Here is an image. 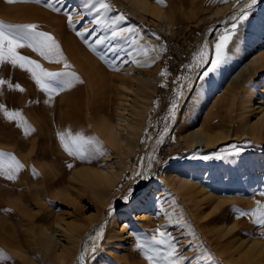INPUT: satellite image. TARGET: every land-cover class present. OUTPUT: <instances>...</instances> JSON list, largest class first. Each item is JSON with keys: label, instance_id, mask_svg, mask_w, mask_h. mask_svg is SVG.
<instances>
[{"label": "rangeland", "instance_id": "1", "mask_svg": "<svg viewBox=\"0 0 264 264\" xmlns=\"http://www.w3.org/2000/svg\"><path fill=\"white\" fill-rule=\"evenodd\" d=\"M241 1L164 0L160 4L157 0H147L146 4L138 6L132 0H104L108 5L102 13L106 20H117L118 28L134 29L141 44L155 47L156 51H150L146 58L143 55L129 57L127 51H132V46L120 39L110 44L96 45L94 52L76 34L77 30L83 31L85 26L95 28V33L86 36L89 44H94L97 35L110 36L111 29H103L92 23L96 13L90 10V6L95 4L99 7V0H48L62 7L60 13L51 11L43 2L8 3L0 0V21L37 24L40 31L50 33L57 40L71 68L65 69L63 62L45 61L28 48L19 50L22 55L38 61L49 71H73L83 81L53 96L46 103L48 95L39 89L30 73L11 65L0 66V78L13 85L18 83L24 89L21 92L9 89L7 83L0 85V103L9 110H19L35 129L30 135H25L15 121L7 120L0 111V152L11 153L24 165L14 180L0 176V225L7 228V236L14 241L13 246L0 244V250L8 257L0 260V264H153L147 260L148 255L155 250L161 253L168 251L165 245L153 240L154 236L160 238L157 229L175 237L173 242H179L178 251L190 258L193 264H233L228 261L225 252L227 242L235 236H232L233 233L243 238L254 236L264 240V227L257 225L251 217L236 218L234 214L236 209H255L258 201L264 204V196L261 195L264 193V140L244 138L235 117L245 83L252 78L255 80L257 91L253 103L257 104V98L263 96L260 88H264V77L251 78L247 73L237 77V74L242 68L240 61H243L238 53L244 52L247 56L261 47L259 44L264 45V39H261L264 35H258L260 30L264 32V17L254 14L250 8L239 10L236 6ZM234 11L237 15L218 24L223 19L227 20ZM242 12L246 14L243 20L240 19ZM68 14L73 16V25L67 22ZM233 24H236L235 29L232 28ZM209 26L214 27L211 38L217 36L212 41L213 45L226 31L234 33L227 47L226 58L210 72L208 69L215 58V51L208 63L200 64L194 58ZM110 45L127 51L117 56L107 51ZM102 55L105 59H101ZM153 58L155 62L148 66L145 61ZM136 60L140 63L137 64ZM137 71H143L148 78H156L141 133L127 156L129 163L122 178L108 192L97 194L94 198L92 190L84 187L81 181H72L70 174L81 164L100 168L118 157L107 147L98 131V114L106 112L113 117L119 92L121 94V79L130 85V76ZM162 71H166L167 75L161 76ZM198 85L204 94L196 107L195 118L189 121L195 123L181 124L179 116L188 105L191 90ZM235 86L238 92L234 93L232 105L228 107L230 116L224 113L227 107L223 100L231 97V89ZM101 103L104 104L101 106ZM173 103L176 105L174 109ZM215 112L216 115L211 116ZM250 119L254 120L255 117L250 116ZM209 121L223 128L225 126V129L230 127L225 141L213 147H190L181 139L180 133H184L185 129L196 122L210 125ZM67 130L95 138L99 144L85 146V159L71 157L57 137V132ZM164 131H167L165 138L158 141L159 147L147 171L151 143ZM232 131L236 136L232 135ZM233 145L239 149L238 155L231 154ZM103 153L109 156L104 158ZM217 154L225 158L216 159ZM204 156L214 157V160L203 159ZM193 159L208 160V165L197 166L191 163ZM182 160L185 163L180 164ZM68 164L73 165L72 169ZM43 171H46V176ZM171 173L192 177L196 186L194 191L183 194L175 189L164 178ZM95 203L99 204V210ZM129 205L137 216L134 218L125 213L118 219V223L126 225L125 230L132 234L126 242V249L118 248L111 242H93L95 227L100 223L107 226L112 220L111 209L116 207V211L123 210ZM144 213L150 214L148 218L138 216ZM60 217L75 222L82 229L92 226L88 230V250L82 262L80 253L64 259H53L35 240L40 225L51 226L50 229L55 230L54 222L60 221ZM95 222L100 223L95 225ZM221 225H233L234 228L230 234L219 239L214 231ZM93 245L95 252L92 251ZM122 256H126V259ZM200 256H211L212 259L197 260ZM155 264L167 262L157 258Z\"/></svg>", "mask_w": 264, "mask_h": 264}, {"label": "bare ground", "instance_id": "2", "mask_svg": "<svg viewBox=\"0 0 264 264\" xmlns=\"http://www.w3.org/2000/svg\"><path fill=\"white\" fill-rule=\"evenodd\" d=\"M51 1L53 2V0H51ZM132 1L135 4H137L138 6L144 5L147 2V0H132ZM250 3H251V0H243L240 3H238L236 7L239 8V10L249 9V8H246V5H248ZM250 9H252L254 14H256L260 17H264V0H257V2ZM151 11L154 12L153 10H151ZM235 15H237L236 11H234L230 16H228L227 20L223 19V21L218 23V24L225 23L226 21H229ZM213 30H214V27L209 26L207 31L205 32L204 37H203L201 43L199 44V46L196 49L195 54H194V58L196 60H197V57L199 55L200 50L203 48L205 43H207V45H208L206 59L208 60L213 55V52L215 50H214V45H213L212 41L217 37V36H215V37L211 38V33ZM255 34H257V33H255ZM258 35L259 36L264 35V32H262L260 30ZM261 39H264V37ZM252 44H254V42H252ZM260 45H261V47L257 48V50H254L252 53L250 52L249 55L246 54L247 56L244 55L245 54L244 52L238 53L239 58L240 59L243 58L242 59L243 61H240L241 62L240 65L242 66V68H241L239 74H237V77H239V75L241 76V74L243 76L244 73L249 74V76L251 78L252 77H259V76L264 77V45L259 44V46ZM243 49H244V47H243ZM76 56H74V57H76ZM79 64H80V62H79ZM84 66H86V65H84ZM83 72H84V70H83ZM137 72L138 73L132 74L130 76V80H131L130 85L124 79H121L122 81L120 83V88H119L121 91V94L119 92V96H118L117 101L115 103L116 107H115L114 115L112 114L113 117H111L110 114L109 115L106 114V112L105 113L101 112V114H98L100 116V117H98L99 118L98 119V131L100 132V134L104 138L105 142L108 144V146L107 145L106 146L110 147L113 150V152L117 153L118 157L115 160H113L111 163L106 162V163H108V164H106L104 162L105 165L104 166L102 165L103 167L101 166L100 168H94V167L89 166L87 164H81L78 167L76 166L72 172L68 171V172H71L70 178L72 181L73 180L81 181L85 185L84 187L90 188L92 190L94 198L96 197L97 194L101 195V193H104L107 190H109L111 187L115 186L118 183V181L122 178L123 173L127 169L128 163H129L127 160V156L132 152L133 148L135 147V145L137 143L138 135L141 133V129H142L144 121H145V117L147 114V110H148V106H149V103L151 100V96H152V93L154 92V82H155L156 78H148L143 71L142 72L137 71ZM91 79H92V77H91ZM231 83H233V82H231ZM188 84H190V83H188ZM202 87H203V85H202ZM107 89H106V91H107ZM231 90H232L231 97H228V98L223 100L224 106L227 107V108H225L226 110L224 113L228 114V115H230V110L228 107H230L232 105L231 102L234 98V93L238 92L236 86L233 87V89H231ZM202 91L203 90L201 89L200 85L194 87V89L191 90L192 96L188 101V105L184 108V111L179 116V119H178L179 123H181V124L186 123V122L189 124L195 123L194 121L192 123H190L189 121H192L195 118L196 107H197L200 99L203 97V94H204V91L203 92ZM256 91H257V86L255 84L254 78H252V80L245 83V86L243 87V90L240 94L239 104L237 107V111L235 113V117H236V120H238L237 121L238 126L242 129L241 135L243 134L244 138L245 137H252L256 140H259V141L262 140L263 141L264 140V88H262V89L260 88V91H262L263 96L257 98V101H256L257 104L253 103V99L256 96ZM103 104L101 103L100 105L102 106ZM104 107H105V105H104ZM102 110H103V108H102ZM222 113L223 112H221V114ZM196 115H197V113H196ZM213 115H216V112L213 113L211 116H213ZM218 115H220V114H218ZM250 116H254L255 119L251 120ZM95 118H96V116H95ZM209 123H210V125H208V124L206 125L203 122H196V124H194L192 127L185 129L184 133H182V132L180 133L181 139H183L190 147L198 146V145H204L205 147H210V146L213 147V146L217 145L218 143L225 141V139L229 135L230 127L225 129V126L223 128L221 125L213 124L211 121H209ZM38 124H39V122H38ZM211 124H213V125H211ZM166 132L167 131H164L160 136H158L157 139H155V141L153 143H151L149 157L147 160V168H146L147 171H148L150 165H152V159H153L152 157L154 156L155 152L157 151V147H159L158 141L163 140L165 138ZM235 134L236 133L232 131V135L236 136ZM106 153H103L102 157L104 156V158H106V156L108 154H110V152L108 154H106ZM209 160H214V157H211ZM207 162H208V160H206V161H203L201 159L191 160V163H194L196 165L197 164L208 165V164H206ZM39 163H41V162H39ZM179 163L183 164L185 162H184V160H182V161H179ZM179 163H178V165H179ZM186 163H188V162H186ZM209 166H210V164H209ZM47 167H48V165H47ZM51 167H53V166H51ZM45 169H47V168H45ZM48 169L50 171V168H48ZM55 171H56V168H54L53 172H55ZM208 171H209V169H208ZM45 172L43 174L46 176ZM53 172L51 171L52 174H53ZM54 174H56V173H54ZM191 175H192V173H191ZM205 175H207V174H205ZM164 178L167 179V181H169L174 186L175 189H177L180 192H183V194H188L191 191H194V189L196 187L195 184L193 183L195 181L192 182V179H191L192 177L190 178L187 176L179 175L177 173H171L169 175L166 174ZM69 179H68V181H69ZM69 183H68V185H69ZM83 184L82 185L80 184V186H83ZM34 185H35V183H34ZM71 186H72V183H71ZM161 187H163V186H161ZM36 188H38V187H36ZM146 189H148V191H149V188H146ZM85 190H87V189H85ZM36 191H37L36 192V194H37L39 191H38V189H36ZM155 191H154V193H155ZM88 193H89V191H88ZM150 194H153V193H150ZM15 200H17V199H15ZM7 201H10V200H7ZM18 204L19 203H17V205ZM95 204L97 205L96 208H98V210H99V204L98 203H95ZM19 205L21 206L22 204H19ZM125 213H128L129 215H131L134 218L137 216V212L134 213L133 208L130 205L123 210L118 209L117 211H116V207L115 208L113 207L110 211V214L112 215V217H111L112 220L109 221V224H107V226L105 224L100 223V222H99L100 224L98 223L99 224L98 225V224H96L97 222H95L94 224L98 225V226L95 227V234L92 235L93 242H102V241L105 243L111 242V243L117 245V247L119 246L121 248L126 249V242H127V240H129V238L132 234L128 233L125 230L126 225H124V224L121 225L120 223H118V219H120L121 216ZM149 215H146V213H144V214L138 215V216L142 217V218H148ZM31 217L32 216H30L29 218H31ZM24 220H26V219L24 218ZM55 223H56V229L55 230L50 229L51 226L50 227H47L45 225L39 226L38 231H37V236L35 235L36 236L35 240L39 243L41 249L44 250L46 252V254H49L50 256H52L53 259H54V257L59 258V259H64L65 257L71 256L75 253H80V255H81L82 252L85 255L87 250H88V246H87V242H86L88 232H89L88 230L91 229L92 226H90L89 228L82 229L75 222L65 221L62 218L60 219V221L54 222V224ZM30 226H32V223ZM233 228H234L233 225H221L215 229L214 235L216 237H219V239H221L220 237L230 234V232L233 230ZM34 230L35 229H33V231ZM97 232H102V236L99 238H96ZM7 233H8L7 228L5 226L3 228V225H0V244H4L5 246H13L14 241L11 237L7 236ZM233 235H235V236H233ZM232 236H233L232 239H230L227 242V244H226L227 250H225L229 262H231L233 264H264V240L259 239V238L254 237V236H249V237L247 236L244 238L239 237L237 235V233L236 234L233 233ZM117 242H121V244L120 243L117 244ZM225 247L226 246H224L223 248H225ZM229 248L231 250H229ZM85 249H87V250L85 251ZM228 250H229V252H228ZM122 255L124 256V254H122ZM123 258L126 259V256Z\"/></svg>", "mask_w": 264, "mask_h": 264}, {"label": "snow or ice", "instance_id": "3", "mask_svg": "<svg viewBox=\"0 0 264 264\" xmlns=\"http://www.w3.org/2000/svg\"><path fill=\"white\" fill-rule=\"evenodd\" d=\"M8 3H44V6L50 9L55 13H60L62 7L58 6L57 3L48 2V0H6ZM61 2V0H58ZM257 0H251V3L246 5V8H251ZM157 3L163 4L164 0H157ZM87 7V5H86ZM108 5L104 0H99V7L95 4L90 6V10L96 13V16L92 23L99 26L103 29H111L110 36L97 35V38L94 41V44H89L86 36L92 35L96 32V29H89L87 26L84 27L83 31L77 30V35L84 39V42L88 44L89 48L92 51H96V45H105L106 42L116 41L117 39L125 41V43L132 46V51H127L125 48H118L114 46H108L107 51L113 52L119 56L120 52L127 51L129 57H134L136 55H143L148 57L150 51H156L154 46L141 44L135 34L134 29L132 28H118V21L111 20L108 21L103 16V10H106ZM246 18L245 13H241L240 19L243 20ZM122 19V17H121ZM67 22L69 25L74 24L73 16L68 14ZM232 28H236V24L232 25ZM232 32H225L220 35L217 39V42L214 45V55L215 58L211 60V68L208 71L214 70L227 55V47L232 39ZM159 39V37H157ZM28 48L32 52L38 54L45 61L61 63L63 62L65 69H70L71 65L68 64L66 58L64 57L63 51L57 42V40L48 32L40 31L39 26L33 23L27 24H8L4 21H0V66L11 65L14 68H19L30 73L32 80L39 87V89L46 93L49 97L50 102L52 97L58 95L60 92L72 88L77 83H83L80 77L73 71H63V72H53L45 69L38 61L31 59L27 55H22L20 49ZM207 43L204 44L203 48L200 50L197 57L200 64L208 63L207 57ZM101 59H105V56H101ZM137 64L140 63L139 60L135 61ZM154 58L146 60L145 63L150 66L151 63H154ZM161 76H166V71H162ZM207 75V72L204 73ZM7 83L9 89H15L23 92L24 89L20 84L13 85L12 82L6 81L0 78V85ZM175 103H173V109L175 108ZM0 111L3 112L4 117L9 121H15L17 127L22 128L25 135H30L31 132H34L35 129L32 128L27 120L24 118L22 113L19 110H9L6 106L0 103ZM57 137L59 142L64 149V151L71 157L85 159L86 158V145H91L93 143L99 144L95 138H87L82 133H73L72 130L60 131L57 132ZM233 147V152L231 154L238 155L239 149L235 145ZM99 151V149H97ZM227 154V153H226ZM209 156H204L203 159H210ZM216 159H224L225 157L217 154ZM73 165L68 164V167L71 168ZM24 165L11 153L0 152V176H4L8 180H14L16 175ZM34 174L35 170H33ZM264 196V193H261ZM127 197H125L126 199ZM236 218H242L245 216L251 217L254 219L257 225L264 227V204L257 202L255 209L251 211H244L236 209L234 210ZM179 223V221H177ZM159 239L153 237L155 243L160 245H165L168 249L166 253H161L159 250H155L152 255L147 256V260L153 262L157 258L163 259L167 264H193L190 258L184 257L182 252L178 251V241L173 242L175 237L170 236L167 232L159 231ZM193 235H195L193 233ZM102 236V232H97L96 238ZM167 237V239H165ZM95 239V238H94ZM190 246V245H189ZM87 249H85L86 251ZM96 247L93 245L92 251L95 252ZM84 258L83 252L80 256V261L82 262ZM8 257L0 250V260H6ZM197 260H211V256H200L196 258Z\"/></svg>", "mask_w": 264, "mask_h": 264}, {"label": "built area", "instance_id": "4", "mask_svg": "<svg viewBox=\"0 0 264 264\" xmlns=\"http://www.w3.org/2000/svg\"><path fill=\"white\" fill-rule=\"evenodd\" d=\"M170 76H171V74H170ZM170 76H169V77H170Z\"/></svg>", "mask_w": 264, "mask_h": 264}]
</instances>
